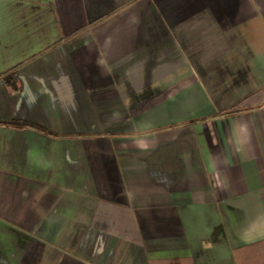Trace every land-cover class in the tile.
Returning a JSON list of instances; mask_svg holds the SVG:
<instances>
[{
    "label": "crops",
    "instance_id": "obj_1",
    "mask_svg": "<svg viewBox=\"0 0 264 264\" xmlns=\"http://www.w3.org/2000/svg\"><path fill=\"white\" fill-rule=\"evenodd\" d=\"M0 264H264V0H0Z\"/></svg>",
    "mask_w": 264,
    "mask_h": 264
},
{
    "label": "trees",
    "instance_id": "obj_2",
    "mask_svg": "<svg viewBox=\"0 0 264 264\" xmlns=\"http://www.w3.org/2000/svg\"><path fill=\"white\" fill-rule=\"evenodd\" d=\"M246 101H247V99L241 100L240 102H238L237 104L232 106L228 110V113H236V112L243 110L245 108Z\"/></svg>",
    "mask_w": 264,
    "mask_h": 264
}]
</instances>
